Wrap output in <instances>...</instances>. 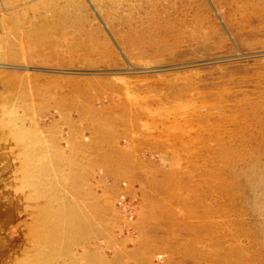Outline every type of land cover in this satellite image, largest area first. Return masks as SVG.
I'll return each instance as SVG.
<instances>
[{"label": "rangeland", "instance_id": "rangeland-1", "mask_svg": "<svg viewBox=\"0 0 264 264\" xmlns=\"http://www.w3.org/2000/svg\"><path fill=\"white\" fill-rule=\"evenodd\" d=\"M110 263L264 264V0H0V264Z\"/></svg>", "mask_w": 264, "mask_h": 264}, {"label": "bare ground", "instance_id": "bare-ground-1", "mask_svg": "<svg viewBox=\"0 0 264 264\" xmlns=\"http://www.w3.org/2000/svg\"><path fill=\"white\" fill-rule=\"evenodd\" d=\"M29 158V157H28ZM30 163V162H29ZM65 170V169H64ZM17 175V174H16ZM69 175V174H68ZM74 175V174H73ZM62 176V175H61ZM63 179H64V177H63ZM20 188V187H19ZM103 194V193H102ZM106 194V193H105ZM118 199V198H117ZM28 206V205H27ZM63 211V210H62ZM195 212V211H194ZM110 221H111V219H110ZM138 222V221H137ZM31 224V223H30ZM140 228V227H139ZM108 230V229H107ZM109 231V230H108ZM108 237V236H107ZM122 244V243H121ZM119 246V245H118ZM83 252V251H82ZM102 255V254H101ZM108 259V258H107ZM111 264V263H110Z\"/></svg>", "mask_w": 264, "mask_h": 264}, {"label": "built area", "instance_id": "built-area-1", "mask_svg": "<svg viewBox=\"0 0 264 264\" xmlns=\"http://www.w3.org/2000/svg\"><path fill=\"white\" fill-rule=\"evenodd\" d=\"M124 201H121L120 203H123ZM125 203V202H124ZM125 210H128L129 209V207L128 206H126L125 208H124Z\"/></svg>", "mask_w": 264, "mask_h": 264}]
</instances>
